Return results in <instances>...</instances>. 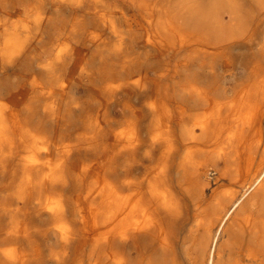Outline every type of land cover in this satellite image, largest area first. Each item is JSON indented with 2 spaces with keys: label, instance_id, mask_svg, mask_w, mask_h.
<instances>
[{
  "label": "bare ground",
  "instance_id": "bare-ground-1",
  "mask_svg": "<svg viewBox=\"0 0 264 264\" xmlns=\"http://www.w3.org/2000/svg\"><path fill=\"white\" fill-rule=\"evenodd\" d=\"M0 264H264V0H0Z\"/></svg>",
  "mask_w": 264,
  "mask_h": 264
},
{
  "label": "rangeland",
  "instance_id": "rangeland-1",
  "mask_svg": "<svg viewBox=\"0 0 264 264\" xmlns=\"http://www.w3.org/2000/svg\"><path fill=\"white\" fill-rule=\"evenodd\" d=\"M143 137L145 138V133H143ZM157 155H158V152H156V154L154 155V158L153 159H151L150 161H147L146 162V165L147 166H151V165H154L155 166V163H156L155 161H156ZM137 173H154V172L153 171H150V170L146 172L145 167H144L142 169H139V171H137Z\"/></svg>",
  "mask_w": 264,
  "mask_h": 264
}]
</instances>
